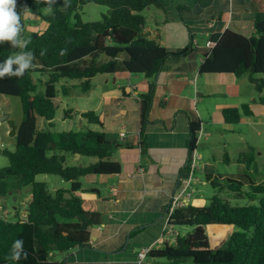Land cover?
<instances>
[{"label": "trees", "instance_id": "trees-1", "mask_svg": "<svg viewBox=\"0 0 264 264\" xmlns=\"http://www.w3.org/2000/svg\"><path fill=\"white\" fill-rule=\"evenodd\" d=\"M31 1L25 0L28 5ZM254 1L258 5L253 21L254 34L244 35L226 29L204 56L199 73L248 74L249 83L259 93L257 100L264 107L261 94L264 89V0ZM91 2L107 6L108 10L100 20L84 22L77 9ZM38 3L40 7H49L44 0H38ZM149 6L163 9L159 0H56L51 13L42 16L47 25L41 31L26 30L21 17V35L30 41L23 51H32L34 59L33 66L22 77L5 76L0 79V94L19 97L23 114L16 129L14 149L1 150L8 164L0 167V198L29 187L30 199L21 215L0 217V264H64L65 259L56 261L53 253L89 247V230L100 223V215L83 208L82 198L77 193L81 189L79 179L87 174H118L121 170L120 163L112 159L121 142L106 138L100 130L86 128L54 132L37 129V117L51 122L58 93L68 95L71 89L62 84L59 90L57 85L61 79L76 80L80 91L87 92L91 79L99 73H114L122 69L149 78L147 90L137 96L141 122L137 146L142 154H147L145 128L150 123L155 76L168 56L189 52V47L179 53L170 52L149 38V32L144 31L146 21L141 13ZM71 15L74 23L70 21ZM192 39L190 37V41ZM20 51L7 41L0 43V62ZM123 52L127 59L121 60L119 55ZM101 54L107 60L98 61ZM35 72L47 74L42 94L34 93ZM221 115L225 123L238 124L242 115H253V110L249 104L243 103L239 107L223 108ZM81 116L88 123L101 124L94 111H85ZM188 128L190 161L196 153L201 122L189 121ZM75 153L96 158V161L67 163L66 155ZM225 158L229 161L228 155ZM239 162L245 164L248 173L241 176L248 177V185L254 194L252 199L256 198L257 203L231 206L220 197L211 196L206 205L188 202L175 207L168 217L167 227H191V230L178 233L172 244L149 249L146 257L165 260L168 264H181L189 258L195 264H264V183H256L249 176L255 162L252 146L240 154ZM43 174L58 176L70 185L52 190L45 181L35 180L37 175ZM224 180L233 191H239L245 183L244 179ZM219 181L216 177L209 179L214 188L221 185ZM166 211L168 213V205ZM212 224L236 228L225 245L215 249L210 247L205 232V227ZM18 239L23 240L27 257L22 255L15 260L12 258V246Z\"/></svg>", "mask_w": 264, "mask_h": 264}, {"label": "crops", "instance_id": "crops-1", "mask_svg": "<svg viewBox=\"0 0 264 264\" xmlns=\"http://www.w3.org/2000/svg\"><path fill=\"white\" fill-rule=\"evenodd\" d=\"M159 1L163 9L147 7V14L150 13V17L147 19L144 16L146 31L152 35L159 34V43L170 52L179 53L187 47L189 52L185 55L168 56L155 76V92L149 113L150 123L145 128L147 154H142L137 146L141 125L137 96L138 93L147 90L150 82L144 75L131 74L121 69L114 73H99L91 79L89 91L82 93H90L93 81L98 75H102V96L98 99V106L103 111V114L99 115L101 124L88 123L81 116L85 111L77 110L67 103L66 99H71V94L80 90L79 82L69 79L59 81L60 86L65 84L71 89L68 95L59 92L55 98V107L57 105L62 114L51 120L52 126L50 127L51 122L37 117L38 130L73 131L70 130V125L75 121L79 128L77 131L86 128L100 130L104 132L106 138L121 142L112 155V159L121 165L118 174H87L83 176V180L82 177L79 179L81 189L77 193L82 198L83 208L100 215V223L89 230L90 246L53 253L52 257L56 261L64 258V264H135L140 249L146 247L154 250L164 247L166 243H174L175 236L178 233L183 234L181 233L183 227H167L166 210L172 196L183 190L189 177L188 123L200 121L202 130L211 122L213 125L215 123L225 125L221 115L222 109L238 107L234 102L217 101V97L221 96L223 100L228 99V95L236 97L237 91L234 89L239 85L242 75L200 74L199 65L226 29L244 35L254 34L253 21L258 9L257 3L254 0ZM179 6L182 7L179 9ZM43 24L33 23L35 26L45 28L47 23L45 26ZM190 37L193 38L191 41ZM100 56L97 58L98 61L107 60L106 56L104 60ZM119 59H127V54L121 53ZM41 77L38 76L37 79H42ZM109 81L112 88L108 87ZM217 87L220 89L217 90ZM60 94L65 96L63 101L59 97ZM1 96L5 97L4 101L7 103L10 102V97H14ZM251 104L253 115L246 116L249 117L247 121L264 123V119L255 121L256 112L264 117L263 105L254 99ZM210 110L213 112L212 115ZM4 114H9V118L18 126L20 121L11 117L9 111H0V116ZM58 121L65 127L57 129ZM93 125L96 128L92 127ZM9 131L7 122L0 121V136L9 135ZM121 132L125 134L123 140L119 137ZM199 140L200 138L197 147ZM9 142L14 144L15 136H11ZM227 155L230 161L228 152ZM66 161L69 164H88L96 161V158L67 154ZM241 164L245 166L244 163ZM196 169L186 192L193 193L196 190L192 184L206 185L209 179L217 177L209 172L208 168L197 177ZM50 176L54 175L45 174L44 178L48 179ZM223 178L244 179L245 183H248V177L241 175ZM47 185L54 190L59 187L68 188L70 183L58 177ZM28 190L30 194V188ZM192 197L197 199L198 195L191 194L187 203H191ZM25 198L24 208L30 195ZM192 204L198 205L194 202ZM207 226L213 231L215 243L227 240L236 229L233 225ZM165 263L168 264L165 260L148 257L144 260V264Z\"/></svg>", "mask_w": 264, "mask_h": 264}, {"label": "rangeland", "instance_id": "rangeland-1", "mask_svg": "<svg viewBox=\"0 0 264 264\" xmlns=\"http://www.w3.org/2000/svg\"><path fill=\"white\" fill-rule=\"evenodd\" d=\"M30 9V12L27 16L24 15V10ZM34 10V11H31ZM53 10L52 7H40L38 0H32L28 5L25 0H20L17 4L18 13H22V18L25 21V29L26 30H42L44 27L35 26L33 23L43 24L42 16H46ZM108 10L107 6L96 4V3H87L85 5L80 6L77 9V13L82 21H97L100 20L102 14L106 13ZM141 13L149 19L150 13H148V9L145 8L141 11ZM35 15V16H34ZM74 16V14H73ZM71 15L70 21L71 23L75 22V19ZM31 24V25H29ZM29 25V27H28ZM46 25V22L43 24ZM104 54H101L102 60H104ZM38 76H42V80H37ZM239 85L234 89L236 90V97H231L228 95V99L223 100L221 96L217 97V101H225L228 103H236V106L239 107L240 104L247 103L251 107L252 99L257 100L259 95L258 91L249 83L248 74H244L240 77ZM264 78V74L262 75ZM47 79V74L42 72L34 73V80L36 83V91L35 94H42L44 91V81ZM102 75H98L93 81V88L90 93H82L80 90L74 91L71 95V99H66L67 103L72 105V107L77 110L81 109L82 111H94L98 116L103 114V111L98 106V99L102 96V85L101 83ZM109 88H112L111 81H109ZM57 88L60 89V84L57 85ZM220 88L217 87V90ZM233 91V93H234ZM264 96V89L261 93ZM62 101L65 98L62 94L59 95ZM5 97L0 95V111L6 110L10 112L11 117H14L15 120L21 121L23 116L21 109V101L19 97H10V102L7 103L4 101ZM66 102V101H65ZM213 109V105L212 108ZM211 115L213 114L212 110ZM209 111V112H210ZM62 114L61 111L58 110L56 105L54 117ZM242 120L239 121L238 124H217L214 125L212 122L206 125V128L202 130L203 135L200 137L199 144L196 150L197 159V172H195L197 177L201 176V172L208 168L209 172L213 175H217L216 178L220 179V186L214 188L211 183L207 182L206 185L201 183L192 184L195 187V191L192 193L193 195H198L197 199L191 198V203L194 202L198 205H206L209 202V198L211 196H218L223 201H227L231 206H241L247 204H256L257 199L252 197L254 196L251 193L250 186L248 183H244L239 191H233L228 188L224 180L225 176L239 177L244 173H248L243 166V162H239L240 154L244 151H247L250 146L253 147L255 154V162L253 167H251L249 174L254 177L257 183H264V123H253L248 122L249 117L245 115L241 116ZM259 119H264L261 114L256 112L255 121ZM253 120V119H252ZM70 124H66L69 126ZM228 125V126H226ZM65 125L61 124L60 121L57 122V129H62ZM92 127H95L93 125ZM78 125L75 123H71L70 130L77 131ZM206 135H209L206 136ZM11 136L10 135H1L0 136V167L6 166L8 164V159L1 153L3 148H7L9 150L14 149V144L9 142ZM227 152L230 157V161H226ZM210 165V167H209ZM222 178H220V177ZM45 174L37 175L35 180L54 182L57 180V176H50L48 179L44 178ZM84 177L81 178L83 180ZM215 178V177H214ZM232 179V178H231ZM28 188L23 187L22 189L15 190L13 192H9L6 196L0 198V217L4 218H12L17 213L19 215L24 211V200L25 197L29 194ZM191 230V227H183L181 229V233H187ZM205 232L210 239V247L215 249L218 247H222L225 245L226 240L219 241L215 243L214 234L211 227L206 226ZM166 262V261H165ZM166 264V263H165ZM181 264H195L191 258L183 261Z\"/></svg>", "mask_w": 264, "mask_h": 264}, {"label": "clouds", "instance_id": "clouds-1", "mask_svg": "<svg viewBox=\"0 0 264 264\" xmlns=\"http://www.w3.org/2000/svg\"><path fill=\"white\" fill-rule=\"evenodd\" d=\"M51 7L56 3V0H44ZM17 0H0V43L9 42L13 48H19L21 51L9 56L5 61L0 62V79L5 76L22 77L26 70L30 69L34 54L32 51H23L27 48L30 42L24 39L21 35L23 26L21 23V14L16 10ZM30 9L24 10V15L27 16ZM15 66V67H14ZM23 240H16L13 243L12 258L19 260L23 255L27 257V253L23 248Z\"/></svg>", "mask_w": 264, "mask_h": 264}, {"label": "built area", "instance_id": "built-area-1", "mask_svg": "<svg viewBox=\"0 0 264 264\" xmlns=\"http://www.w3.org/2000/svg\"><path fill=\"white\" fill-rule=\"evenodd\" d=\"M207 44L210 45V42H208ZM201 135H203L202 130L199 131L198 138H200ZM119 137L121 140H123V138L125 137V134L121 132L119 134ZM197 159H198V156L196 154H194L192 156L191 160L189 161V167H190L189 177L185 181V187L183 188V190L179 194H175L172 196V198L169 202V205H168L167 217H169L171 215V213L175 207L181 206L183 204H187V200H189V197L192 194V191L186 192V190H187L186 187L190 184L192 174H193L194 170L197 168ZM148 251H149V248H146V247L140 249L137 252L135 264H144V260H145V257L147 256Z\"/></svg>", "mask_w": 264, "mask_h": 264}, {"label": "water", "instance_id": "water-1", "mask_svg": "<svg viewBox=\"0 0 264 264\" xmlns=\"http://www.w3.org/2000/svg\"><path fill=\"white\" fill-rule=\"evenodd\" d=\"M146 30H147V27H144V31H146ZM149 38L154 39L156 42L159 43V34H155V35L150 34ZM0 121L1 122L6 121L9 128H10L9 135L15 136L17 125L15 124L13 119L9 118V114H4V115L0 116ZM75 154L79 155L78 153H75Z\"/></svg>", "mask_w": 264, "mask_h": 264}]
</instances>
